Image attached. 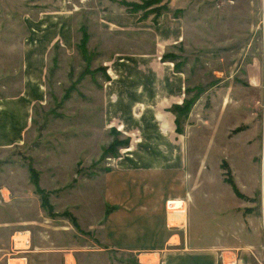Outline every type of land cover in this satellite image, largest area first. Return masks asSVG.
Wrapping results in <instances>:
<instances>
[{
  "label": "rangeland",
  "instance_id": "1",
  "mask_svg": "<svg viewBox=\"0 0 264 264\" xmlns=\"http://www.w3.org/2000/svg\"><path fill=\"white\" fill-rule=\"evenodd\" d=\"M123 1L149 3L131 12ZM263 2L0 0V100L20 93L26 57L31 55L33 69L38 63L34 79L43 69V88L37 94L42 103H33L20 142L0 148V264H134L138 260L127 251L104 249L95 228L80 224L73 212L80 204L85 215L101 211L92 180L122 152H130L122 149L137 143L140 124L125 119L121 124V111L127 108H114L104 121L101 101L104 86L110 84L115 100L130 98L129 91H120L121 64L132 66L128 55L153 53L161 64L169 61L185 75L187 99L192 102L186 113L177 114V127L188 138L195 185L218 175L230 185L225 181L230 176L240 184L236 187L239 192L243 189L245 200L258 201L263 221L264 149L261 144L255 148V140L244 136L259 137L264 121ZM167 22L177 23L178 37L156 44L153 27ZM61 24L66 39L60 43ZM82 31L86 39L80 49ZM166 53L172 60L162 59ZM253 73L259 82L256 89L247 83ZM140 109L131 107L130 114L139 117ZM207 145L210 155L204 156ZM234 155L252 170L238 166L231 176L220 163ZM251 172L253 182L247 180ZM214 195L223 202L229 197L225 190ZM184 214L170 211L171 222ZM25 237L24 246L19 240ZM156 257L143 255L148 264H155Z\"/></svg>",
  "mask_w": 264,
  "mask_h": 264
},
{
  "label": "crops",
  "instance_id": "2",
  "mask_svg": "<svg viewBox=\"0 0 264 264\" xmlns=\"http://www.w3.org/2000/svg\"><path fill=\"white\" fill-rule=\"evenodd\" d=\"M103 23L100 21V27ZM175 25L176 22H167L153 27L156 44L162 45L165 40L174 42L178 37ZM61 27L60 43L66 39L62 24ZM143 55H128L127 62L132 66L121 64L123 85L120 91H129L130 98L115 100L110 93L114 91L113 84H110L104 86L101 100L105 107L104 121H108L114 108H127L121 111V124L124 119L140 124L137 143L122 149L130 152H122L106 171L92 180L97 184L95 199L98 197L101 211L94 216L85 215L80 204L73 211L76 220L87 229L95 228L96 238L104 249L136 254L141 264H148L143 255L154 254L157 261L151 262L155 264H264V208L260 211L261 221L256 208L258 201L236 196L230 185L223 183L221 175L203 178L195 185L188 138L184 139L177 131L176 116L169 110L187 98L185 75L176 71L169 61L161 64L153 53ZM31 59V55L26 57L20 93L0 100V148L20 142L30 122L33 103H42L37 94L43 88V69L41 66L34 79L33 72L39 67L37 63L33 69ZM249 79L247 83L256 89L259 82L255 73ZM134 106L141 108L139 117L130 114V108ZM246 135L255 140V148L259 149L261 144L264 149V121L259 137L251 133ZM238 148L237 154L240 144ZM210 150L207 145L204 156H209ZM235 158L236 155L231 161L222 160L231 176L238 166L240 170H252L249 164ZM221 167L219 165L220 171ZM199 169L200 166L197 171ZM202 175H206L205 172ZM249 175L247 180L253 182L254 174ZM236 186L240 187V184ZM220 190L229 193L226 202L217 200L214 195ZM240 193L244 194L243 189ZM90 198H93L91 194ZM168 200L183 203L182 220L174 218L171 222L166 205ZM253 202L256 206L249 205ZM261 205L263 207L264 203ZM211 208L216 211L211 213Z\"/></svg>",
  "mask_w": 264,
  "mask_h": 264
},
{
  "label": "trees",
  "instance_id": "3",
  "mask_svg": "<svg viewBox=\"0 0 264 264\" xmlns=\"http://www.w3.org/2000/svg\"><path fill=\"white\" fill-rule=\"evenodd\" d=\"M148 3H149V1H148V2H143V5H138V4L133 3V2L123 1V4H125V6H128V7L131 8V12H135L136 10L142 9V8H140V7H144L145 5H148ZM145 17H147V16H145ZM155 21H156V20H155ZM83 31H84V30H83ZM83 31H82V33H81V36H82V37H80L79 42H78V45H77V47L80 48V49L83 48V44H84V41H85V39H86V35H85V33H84ZM169 55H170V54H168V53L163 54L162 59L165 60V59L169 58V60H172V59H170ZM174 68H175V69H178L175 65H174ZM186 91H188V87H187ZM191 102H192L191 100H189V99L186 98V99L183 101V103H181V104H175V105H172V106L170 107L169 110H170L172 113H174L175 116H176V119H175L176 125H178V121H179V120H178L179 116H178L177 114H180V113L182 114L183 112L186 113V112L189 110V107H190ZM177 131H178V127H177ZM178 132H179V131H178ZM109 145L112 146L113 143H111V144H109ZM222 166H223V168H225V167H227V164H226L225 162H222ZM29 173H30V174L33 173L32 169H29ZM227 174H228V171H227ZM29 180H30V179H29ZM225 181L231 185L232 190H233V192L235 193L236 196H238V197H240V198H244V196L238 191V189H237L235 183L232 181V178H231L230 176H226ZM31 182H32V184L34 185V188H35L34 190H37V189H38V186H37L36 178L34 179V178L32 177V178H31ZM39 192H40V191H39ZM41 198H42V199L45 198V197H44V194H42ZM72 218L74 219V217H72ZM72 224H73V226H76L75 220L72 221ZM134 264H141V263H139V262L136 260V262H134Z\"/></svg>",
  "mask_w": 264,
  "mask_h": 264
},
{
  "label": "built area",
  "instance_id": "4",
  "mask_svg": "<svg viewBox=\"0 0 264 264\" xmlns=\"http://www.w3.org/2000/svg\"><path fill=\"white\" fill-rule=\"evenodd\" d=\"M261 17H262V22L264 23V2L262 3V7H261ZM173 202H174L173 200H171V201L168 200L167 204H166L167 208H168V210H170L169 208H171L173 211H177V209L175 207L170 206V203H173ZM181 207H183V206L181 205L180 208ZM20 236H21V234H20ZM26 239L27 238L25 237L23 240L20 239L19 241H22L21 244H23L25 246V244H27ZM23 245H22V247H24ZM18 250H21V249H18ZM65 261H66V263H68L67 260H65Z\"/></svg>",
  "mask_w": 264,
  "mask_h": 264
},
{
  "label": "bare ground",
  "instance_id": "5",
  "mask_svg": "<svg viewBox=\"0 0 264 264\" xmlns=\"http://www.w3.org/2000/svg\"><path fill=\"white\" fill-rule=\"evenodd\" d=\"M183 203L180 202V203H170V206L172 207H175L177 209V211H174L176 212L177 215H183L184 214V210H181L182 207L180 208V206L182 205ZM170 210L169 211H173L171 208H169ZM183 218V217H182ZM171 220V219H170ZM182 220V219H181Z\"/></svg>",
  "mask_w": 264,
  "mask_h": 264
}]
</instances>
